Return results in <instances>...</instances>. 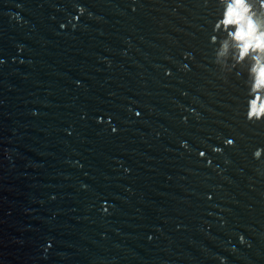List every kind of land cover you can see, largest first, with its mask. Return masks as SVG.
Returning <instances> with one entry per match:
<instances>
[{
    "label": "water",
    "instance_id": "95a60500",
    "mask_svg": "<svg viewBox=\"0 0 264 264\" xmlns=\"http://www.w3.org/2000/svg\"><path fill=\"white\" fill-rule=\"evenodd\" d=\"M222 10L0 0V264H264V120L250 63H214Z\"/></svg>",
    "mask_w": 264,
    "mask_h": 264
},
{
    "label": "clouds",
    "instance_id": "9594fccd",
    "mask_svg": "<svg viewBox=\"0 0 264 264\" xmlns=\"http://www.w3.org/2000/svg\"><path fill=\"white\" fill-rule=\"evenodd\" d=\"M223 6L222 14L213 26L214 33L223 32V38L217 35L211 37V43L216 44L214 63L221 70L231 71L235 65L248 61L247 74L251 78L246 100V119L250 122L264 120V0H218ZM85 9L77 7V12L83 14ZM74 20L79 17H73ZM75 28V24L72 25ZM65 25H61V28ZM232 67H229V65ZM226 146H232L231 139L223 141ZM182 147H187L182 144ZM221 152L220 148H213ZM264 154V148H257L253 158L259 159ZM200 157L205 153L200 151ZM243 241V237L240 238Z\"/></svg>",
    "mask_w": 264,
    "mask_h": 264
}]
</instances>
